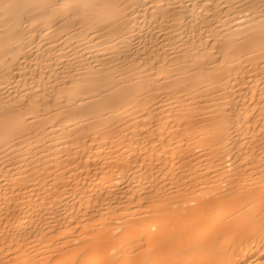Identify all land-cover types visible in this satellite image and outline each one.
<instances>
[{
  "label": "bare ground",
  "instance_id": "obj_1",
  "mask_svg": "<svg viewBox=\"0 0 264 264\" xmlns=\"http://www.w3.org/2000/svg\"><path fill=\"white\" fill-rule=\"evenodd\" d=\"M0 264H264V0H0Z\"/></svg>",
  "mask_w": 264,
  "mask_h": 264
}]
</instances>
